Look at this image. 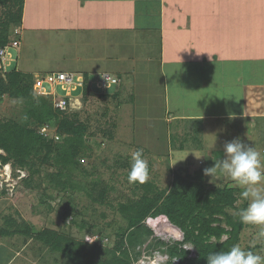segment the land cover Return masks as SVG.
<instances>
[{
  "label": "crops",
  "instance_id": "obj_1",
  "mask_svg": "<svg viewBox=\"0 0 264 264\" xmlns=\"http://www.w3.org/2000/svg\"><path fill=\"white\" fill-rule=\"evenodd\" d=\"M252 2L254 8H249L250 0H7L0 11L7 12L9 31L71 35L69 53L80 60H70L69 66L87 77L112 73L116 91L147 85L160 95L163 82L165 106L193 113L167 119L168 141H179L181 149L186 132L198 133L200 150L223 152L226 142L240 138L247 143L264 125L261 114L253 113L251 99L261 91L264 107V55L253 53L250 34L255 11L257 36L264 41V0ZM252 61L262 66L255 81L248 76ZM260 148L264 159V145L256 146ZM7 201L0 197L2 206ZM1 214L0 264L133 262L124 247L87 245L59 233L33 236L7 209Z\"/></svg>",
  "mask_w": 264,
  "mask_h": 264
},
{
  "label": "rangeland",
  "instance_id": "obj_2",
  "mask_svg": "<svg viewBox=\"0 0 264 264\" xmlns=\"http://www.w3.org/2000/svg\"><path fill=\"white\" fill-rule=\"evenodd\" d=\"M238 2L239 8L244 9L241 1ZM250 2L249 8H254L252 0ZM239 8L236 4L235 11H239ZM2 13L1 10L0 14ZM254 13L255 11H252L250 14L253 53L264 55V41L257 36L259 26L256 24L257 18ZM228 16L231 18V15ZM7 35L8 45L19 42V47L8 48L9 56L13 60L10 70L17 69L18 72L29 74L32 79L45 77L54 72H71L84 77V73L75 72V67L69 66L70 60L74 58L80 60L79 56L69 53L71 35L63 38V33L58 36L53 31L46 35L26 31L14 35L11 30H7ZM239 41L234 39L237 44ZM261 67L260 62L252 61L248 76L255 81L259 78ZM99 80L100 77L95 74L88 76V93L85 96L84 86L82 90L75 87L69 91L68 103L71 106L69 108L77 110L78 121L87 127L88 138L87 147L77 150L69 163H58L56 128L48 129L46 126L42 128H45L49 138L47 144L50 149L45 157L40 156L36 160L37 173L29 176L27 169L22 167L14 169L11 163L2 164L0 159V197L9 200L5 202L7 205L3 203L2 206L0 203L1 215L4 214V209H7V214L13 217L12 220L18 226H27L33 236L47 237L48 233H59L76 242H86L85 238L89 237L94 241L86 242L87 245H105L104 247L110 248L125 246L133 260L131 264H151L153 258H156L154 264H166L168 257L166 252H162L164 248L159 244V240L172 244L181 242L182 239V233L169 223L168 217L161 214L150 218L153 220L151 223L156 221L153 228L157 230V234L151 231L148 225L151 224L150 219L147 218L148 221H144L145 228L140 230L133 245H130L123 234L126 231V221L117 211L120 203L135 201L141 196L142 189L139 183L128 179V169L131 152L142 149L144 158L148 161L147 182H151L155 188L168 190L176 177L186 180L188 187L192 189L235 188L238 191L235 208H228L225 212L239 217V211L245 202L246 206L248 203L240 195L242 189L234 186V182L224 175L217 174L211 178L203 174V169L213 166L215 160L221 159L224 153L217 150L208 152L200 150L198 147L203 144L200 145L202 136L198 133L186 132V141L181 149L179 148L182 144L179 141H168L167 132L171 121L167 119L188 112L177 108L179 105L172 106V110L165 106L163 82L159 83V95L155 89H150L147 85H137L129 89L119 88L117 91L116 86H112L109 90H103L105 88H99L101 87ZM126 81L124 80V86ZM45 87L52 88L49 85ZM63 88L66 90L67 86L52 88L55 100L65 96ZM8 93L0 97V121L9 119L22 123L25 112L22 101L32 99L34 96L11 98ZM112 93L117 95L111 97ZM260 93L261 91L254 93L251 99L253 113H260L262 118L259 121L264 122V107L260 102L262 97ZM104 94L108 95L102 97ZM154 96L156 101L152 102L150 99ZM53 97H49V100L54 106ZM70 109L64 112L73 113L74 111ZM191 114L193 113H188ZM31 127L34 128L35 125ZM263 127L264 125L260 127V133L247 138V144L255 149L256 146L264 145ZM197 130L199 131V126ZM53 139L55 141H52ZM201 155L203 156L200 157ZM0 156H5V152L0 150ZM196 171L202 173V181L196 178ZM50 172L66 174L69 177L65 188L61 189L49 181L46 175ZM222 226L226 227L224 223ZM260 227L243 223L238 244L264 256V240L257 239ZM221 240H226V236Z\"/></svg>",
  "mask_w": 264,
  "mask_h": 264
},
{
  "label": "trees",
  "instance_id": "obj_3",
  "mask_svg": "<svg viewBox=\"0 0 264 264\" xmlns=\"http://www.w3.org/2000/svg\"><path fill=\"white\" fill-rule=\"evenodd\" d=\"M6 1L0 0V5L5 7ZM2 15L0 16V47L7 45L6 32L9 29L7 12L4 11ZM15 78L24 85L31 81L30 75L22 73L16 74ZM84 79L83 96L88 93V77L84 75ZM6 88L4 87L3 92L7 90ZM14 89L17 92L21 91L20 87H14ZM106 95L108 94L102 97ZM113 95L117 93H112L111 97ZM49 97L51 96L38 95L22 101L25 106L22 123L9 119L0 121V150L5 152V156H0L2 164L11 163L14 169L16 167L27 169L29 176L37 173L36 160L40 156L45 157L50 149L47 144L49 138L40 132L44 126L48 129L56 128V146L59 147L58 163H69L77 150L87 147V127L78 121L77 110L73 108L71 110L68 107L65 111L70 109L74 112L65 113L55 108ZM33 124L34 128L31 127ZM196 174V178L202 181V173L196 171ZM46 177L53 185L61 189L65 188L69 179L66 174L58 175L51 172ZM176 178L165 191L155 188L151 182L146 181L143 184L138 182L142 189L141 196L135 201L120 203L117 208L127 224L123 234L128 240L127 244L133 245L137 234L145 228L144 221L164 214L168 217L169 223L182 233L181 242L167 244L159 240L160 243H158L164 248L162 252H166L168 257L165 263L206 264L209 253L227 250L239 242L243 223L240 222L239 217L225 212L228 208H235L238 191L228 187H213L209 190L192 189L188 187L186 180ZM222 223L226 227L222 226ZM223 236H226L224 241L221 240ZM123 247L126 248L125 246L120 248ZM131 263L127 261L125 264Z\"/></svg>",
  "mask_w": 264,
  "mask_h": 264
},
{
  "label": "clouds",
  "instance_id": "obj_4",
  "mask_svg": "<svg viewBox=\"0 0 264 264\" xmlns=\"http://www.w3.org/2000/svg\"><path fill=\"white\" fill-rule=\"evenodd\" d=\"M223 153L213 166L203 169V174L211 178L224 175L242 189L240 195L248 203L238 213L240 222L261 226L257 239L264 240V159L259 151L240 138L226 142ZM148 176V161L143 150L136 149L130 155L128 179L143 184ZM206 264H264V256L234 244L227 250L209 253Z\"/></svg>",
  "mask_w": 264,
  "mask_h": 264
},
{
  "label": "built area",
  "instance_id": "obj_5",
  "mask_svg": "<svg viewBox=\"0 0 264 264\" xmlns=\"http://www.w3.org/2000/svg\"><path fill=\"white\" fill-rule=\"evenodd\" d=\"M14 35L20 34L19 28L14 30ZM13 47L17 48L19 47V42H12L11 44H7L4 47H0V97H3L5 93H8V95L11 98H30L32 96H54V91L52 88L54 86H67V89L63 90L66 92L65 96L62 99L55 100L54 98V107L61 110L65 111L70 105L68 103L70 93L69 91L73 88H78V89H83L84 86V77L81 75H75L71 72H58V73H51L47 74L45 77H36L33 78L31 77V81L29 84H22L15 78L16 74H19L17 69L10 70L11 63H13V60H11L9 53H8V48ZM100 77V85L101 87L99 88H105L103 90H107L111 88L113 85H117L118 80L114 77H112L109 74L103 73L99 75ZM45 85H49L52 88L47 89ZM4 87L7 89V92H3ZM14 87H20L21 91L17 92ZM102 90V89H101ZM71 92V91H70ZM71 107V106H70ZM44 136H47L45 133V128H42L40 130ZM150 219V218H149ZM147 220V219H146ZM155 220V219H154ZM148 221V220H147ZM153 220L150 219V223ZM156 222V221H155ZM148 224L149 227L151 228L152 232H155L157 234V230L153 228L154 223ZM95 239V237H94ZM94 241L93 238L86 237L85 241ZM156 262V258L151 259V264H154Z\"/></svg>",
  "mask_w": 264,
  "mask_h": 264
}]
</instances>
